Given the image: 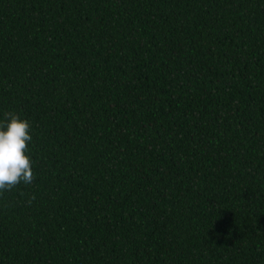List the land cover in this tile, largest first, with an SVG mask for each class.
<instances>
[{"label": "trees", "instance_id": "obj_1", "mask_svg": "<svg viewBox=\"0 0 264 264\" xmlns=\"http://www.w3.org/2000/svg\"><path fill=\"white\" fill-rule=\"evenodd\" d=\"M0 264H264V0H0Z\"/></svg>", "mask_w": 264, "mask_h": 264}, {"label": "clouds", "instance_id": "obj_2", "mask_svg": "<svg viewBox=\"0 0 264 264\" xmlns=\"http://www.w3.org/2000/svg\"><path fill=\"white\" fill-rule=\"evenodd\" d=\"M4 116L0 119V191L33 180L27 147L32 140L30 122L12 112Z\"/></svg>", "mask_w": 264, "mask_h": 264}]
</instances>
